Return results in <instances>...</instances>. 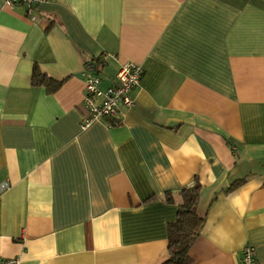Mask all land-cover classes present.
Returning a JSON list of instances; mask_svg holds the SVG:
<instances>
[{
    "label": "crops",
    "instance_id": "1",
    "mask_svg": "<svg viewBox=\"0 0 264 264\" xmlns=\"http://www.w3.org/2000/svg\"><path fill=\"white\" fill-rule=\"evenodd\" d=\"M126 62L133 106L82 128L80 73ZM2 182L0 258L161 264L198 183L189 264H264V0H0Z\"/></svg>",
    "mask_w": 264,
    "mask_h": 264
},
{
    "label": "built area",
    "instance_id": "2",
    "mask_svg": "<svg viewBox=\"0 0 264 264\" xmlns=\"http://www.w3.org/2000/svg\"><path fill=\"white\" fill-rule=\"evenodd\" d=\"M43 0H2L7 6L15 4L24 5L27 10L32 9ZM143 69L140 65L126 62L118 68L114 82L105 89L98 86L99 78L93 68H86L80 73L84 82L83 107L85 110L81 118V127L84 128L91 121L101 117H116L120 108H131L133 106L132 92L140 84ZM8 187L7 182L0 184L1 189ZM242 264H258L255 248L245 245L240 255ZM0 264H20L17 257L0 258Z\"/></svg>",
    "mask_w": 264,
    "mask_h": 264
},
{
    "label": "trees",
    "instance_id": "3",
    "mask_svg": "<svg viewBox=\"0 0 264 264\" xmlns=\"http://www.w3.org/2000/svg\"><path fill=\"white\" fill-rule=\"evenodd\" d=\"M89 68V65H87ZM50 85L53 90L59 85L39 70H33L32 84ZM235 185L232 184V187ZM200 185L195 183L191 187H184L180 191V200L177 202L176 217L167 226L168 256L161 264H189L191 261L189 249L197 239L205 221V217L197 212ZM168 200L174 202L169 193Z\"/></svg>",
    "mask_w": 264,
    "mask_h": 264
}]
</instances>
